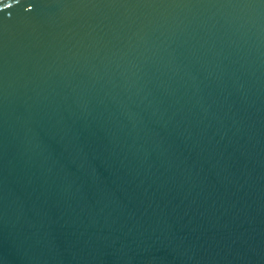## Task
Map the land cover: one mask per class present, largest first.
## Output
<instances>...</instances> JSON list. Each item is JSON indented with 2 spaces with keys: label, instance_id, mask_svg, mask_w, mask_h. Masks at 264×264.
<instances>
[{
  "label": "water",
  "instance_id": "1",
  "mask_svg": "<svg viewBox=\"0 0 264 264\" xmlns=\"http://www.w3.org/2000/svg\"><path fill=\"white\" fill-rule=\"evenodd\" d=\"M0 264H264V0L0 11Z\"/></svg>",
  "mask_w": 264,
  "mask_h": 264
},
{
  "label": "snow or ice",
  "instance_id": "2",
  "mask_svg": "<svg viewBox=\"0 0 264 264\" xmlns=\"http://www.w3.org/2000/svg\"><path fill=\"white\" fill-rule=\"evenodd\" d=\"M19 3H20V0H12V3H4V0H0V4H3V8H0V11H2L3 9L12 7L13 4H19Z\"/></svg>",
  "mask_w": 264,
  "mask_h": 264
}]
</instances>
